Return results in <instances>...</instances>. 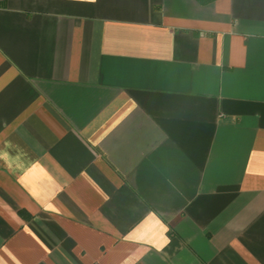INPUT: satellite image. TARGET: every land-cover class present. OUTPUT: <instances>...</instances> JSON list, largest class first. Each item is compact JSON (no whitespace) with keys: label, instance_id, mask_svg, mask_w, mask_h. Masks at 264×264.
I'll return each instance as SVG.
<instances>
[{"label":"crops","instance_id":"1","mask_svg":"<svg viewBox=\"0 0 264 264\" xmlns=\"http://www.w3.org/2000/svg\"><path fill=\"white\" fill-rule=\"evenodd\" d=\"M0 264H264V0H0Z\"/></svg>","mask_w":264,"mask_h":264}]
</instances>
